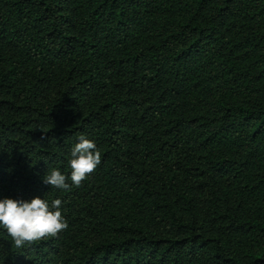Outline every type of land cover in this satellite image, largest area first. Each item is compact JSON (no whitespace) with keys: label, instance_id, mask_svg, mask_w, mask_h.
Returning <instances> with one entry per match:
<instances>
[{"label":"trees","instance_id":"16d2710c","mask_svg":"<svg viewBox=\"0 0 264 264\" xmlns=\"http://www.w3.org/2000/svg\"><path fill=\"white\" fill-rule=\"evenodd\" d=\"M37 196L68 227L0 264H264V0H0V198Z\"/></svg>","mask_w":264,"mask_h":264},{"label":"clouds","instance_id":"9594fccd","mask_svg":"<svg viewBox=\"0 0 264 264\" xmlns=\"http://www.w3.org/2000/svg\"><path fill=\"white\" fill-rule=\"evenodd\" d=\"M100 163L101 153L95 142L80 135L78 142L71 148L68 161L70 174L65 175L59 169H52L45 174L42 182L51 189L79 187ZM61 205L60 199L49 204L39 196L31 199L0 198V230L6 232L16 248L49 236L55 237L68 227Z\"/></svg>","mask_w":264,"mask_h":264}]
</instances>
